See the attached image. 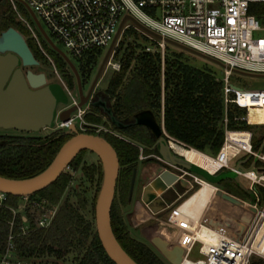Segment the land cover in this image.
<instances>
[{
	"label": "trees",
	"instance_id": "trees-1",
	"mask_svg": "<svg viewBox=\"0 0 264 264\" xmlns=\"http://www.w3.org/2000/svg\"><path fill=\"white\" fill-rule=\"evenodd\" d=\"M9 26H14L12 16L4 15L0 9V32ZM146 39L155 45L154 40L149 37ZM27 42L33 51L31 42L28 40ZM147 47V44L142 45L134 40V42H129L121 53L120 47L114 52V57L120 62V69L114 70L106 92L117 101L121 108L128 113L142 108H149L156 112L162 108L167 133L190 147L213 156L218 155L224 143L226 129L251 131L253 149L264 153V131H262L264 123H248L245 119H241L247 114L245 108L233 103H225L222 76L206 66L196 67L190 64L182 54L170 51L167 47L164 57L159 48L149 50ZM35 57L40 60L36 55ZM58 66L61 69L62 66ZM131 67L133 68L128 76L127 73ZM87 76L89 78L90 73ZM65 80L67 85L73 88L74 78L66 75ZM126 81L140 83L136 97H127L124 88ZM87 120L95 123L100 121L94 115H88ZM258 131L259 134H257ZM68 137L69 134L60 131L45 135L1 133L0 175L10 178H26L38 174L49 165ZM117 148L118 151L120 148L124 152L128 151L124 155L125 159L134 158L135 152L128 144L120 142L116 145V151ZM82 153L83 150L78 154ZM82 158L83 154L79 158H74L68 169L81 168L84 175L90 176L91 179H94L97 174L100 184L103 174L100 160L98 164L84 163L81 166ZM249 161L250 159L245 163L249 164ZM203 179L215 184L205 177ZM71 180L72 173L65 170L49 186L30 194L31 198L45 200L50 206L58 205V207L51 223L46 228H36L32 224L31 229L24 233L18 226L13 228L19 258L36 262L38 257L53 255L56 259L51 264H58V259L65 258L73 248L79 247L82 253L76 258V264H116L104 250L96 229L84 215L86 200L83 194H78L80 207L68 199L61 201ZM198 186L195 183L192 189L176 200L173 207ZM119 191L121 203H126V190L123 185ZM260 191L264 198V188L260 187ZM19 197L8 194L7 204L16 207ZM12 217L13 213L10 208H0V255L5 253L8 245V221ZM15 221L17 224L22 221L19 214L16 215ZM111 224L120 244L138 263L166 264L147 244L128 234L116 197L111 208ZM250 264H263V262L262 260L253 261Z\"/></svg>",
	"mask_w": 264,
	"mask_h": 264
},
{
	"label": "built area",
	"instance_id": "built-area-1",
	"mask_svg": "<svg viewBox=\"0 0 264 264\" xmlns=\"http://www.w3.org/2000/svg\"><path fill=\"white\" fill-rule=\"evenodd\" d=\"M10 1L39 51L51 63L53 60L36 31H41L38 23L43 29L46 26L74 58L83 60L93 58L95 49L110 46L120 26L117 39L124 30L134 26L132 22H127L131 18H125L130 16L162 36L154 37L142 30L155 41L162 57L166 49L165 38H169L223 62L224 100L226 104L233 103L246 109L247 114L241 119L251 123L250 107L264 108V89L236 88L229 82V76L234 69L264 74V35H258L264 34V8L261 6L264 0H17L24 3L34 19H37L36 29L20 15L16 0ZM114 52L112 49L105 66L110 65L114 70H119L120 62L110 61ZM54 72L58 74L56 68ZM60 82L69 97L73 89L63 78H60ZM77 100L76 95L71 103H76ZM162 127L171 142L172 136L167 133L163 123ZM229 130L241 129H226L224 143ZM249 132L251 135L248 147L236 151L219 170L235 169L230 161L241 152H245L246 157L250 155L249 159L256 157L264 162V153L253 149L252 132ZM181 143L190 147L184 142ZM224 143L218 154L221 153ZM244 168L237 172L251 181L253 201L247 205L253 218L249 223L242 221L248 225V229L240 238L216 229V240L207 242L200 237L197 230L191 228L187 220L172 218L176 205L167 218L170 227L161 230L160 234L166 241H172L182 250L177 264H250L253 254L258 253L251 238L264 220V203L261 205L263 196L256 187L258 185L264 188V165L252 164ZM199 177L198 174L191 173L189 187L180 197L192 189L195 183L199 185ZM20 197L23 201L16 207H11L7 204L8 193L0 190V208H10L13 213L12 219L8 221V245L5 253L0 255V264H31L30 261L19 258L13 228L18 226L22 233L29 231L32 224L36 228H46L56 213L53 212V217L47 218L46 212L52 211L53 206L45 200L31 198L30 195ZM17 214L22 219L18 224L15 221ZM48 219L51 220L50 223ZM202 222L204 223L203 218Z\"/></svg>",
	"mask_w": 264,
	"mask_h": 264
},
{
	"label": "water",
	"instance_id": "water-1",
	"mask_svg": "<svg viewBox=\"0 0 264 264\" xmlns=\"http://www.w3.org/2000/svg\"><path fill=\"white\" fill-rule=\"evenodd\" d=\"M127 17L131 18V20L146 33L154 37H162L159 33L146 27L137 19L130 16H126L125 18ZM38 25L41 32L46 36L52 46L61 52L73 71L77 82L80 101L57 114L58 104L62 102L65 103L68 100L64 87L58 82L49 81L44 71L35 72L30 68L25 72L23 71L22 67L38 65L39 61L31 50L25 35L14 26H9L0 32V127L25 131H38L42 128L52 127L56 117H58L62 122L61 127L68 126L75 134L60 146L49 165L38 174L26 178H10L0 175V190L15 196L30 195L38 192L54 182L79 152L82 150L94 152L102 164L103 171L102 183L95 202V224L98 237L104 250L116 264H140L132 258L120 244L114 234L111 224V208L114 201L119 173V158L117 151L105 137L83 131L79 132L75 127V122L72 120L70 121V112L76 110L78 106L85 104L90 99L91 90L115 45L121 26L98 68L90 90L85 94L81 75L77 66L64 52L54 45L41 24L38 23ZM165 40L184 50L224 66L223 62L212 56L201 53L172 39L165 38ZM234 71L251 75H264L239 69H234ZM234 87L239 88V86L236 85H234ZM101 96L102 97L98 99L91 98L90 103L97 106L101 111H106L105 99L103 95ZM134 123L145 124L151 127L156 131L157 135L161 133L162 123L156 121L150 109L137 112L132 120L127 123L122 122V125ZM180 157L182 160L174 162L187 167L212 182H220L223 179L235 177L233 174L238 175V169H245L243 163L250 158V155H248L245 160H238L235 164V169H230L221 174H217L219 170L210 172L204 167L188 160L186 157L182 155ZM135 176L136 170H134L132 176L130 195L132 194ZM179 179V174L166 169L150 182V186L153 187L158 194H161L169 186L171 187L174 185Z\"/></svg>",
	"mask_w": 264,
	"mask_h": 264
},
{
	"label": "rangeland",
	"instance_id": "rangeland-1",
	"mask_svg": "<svg viewBox=\"0 0 264 264\" xmlns=\"http://www.w3.org/2000/svg\"><path fill=\"white\" fill-rule=\"evenodd\" d=\"M15 3H16L17 10L20 13V15L24 17L25 19H27L32 24V26L36 29L35 19L31 11L29 10V8L20 1L16 0ZM0 9L4 15L12 16L14 26H16L19 30L23 32L26 40L31 42L33 53L38 58H40L41 65L33 66L34 70L44 71L49 81L58 82L60 84H61L60 78H63V80L66 81L65 80L66 75H70L72 78H74L75 83H73L74 85L72 88L73 90H71L72 94L69 97L67 96L68 100L66 103H63V102L59 103L57 106V109L61 108L64 105L71 104L72 100L76 99L77 84H76L74 73L71 70L65 58L63 57V55L61 54V52H59L55 47L52 46V44L49 42V40L46 38V36L41 31L36 29L40 42L42 43L43 47L45 48V50L48 52V54L53 60V63H51L49 59H47L39 51L38 46L36 42L34 41V39L30 36L28 29L26 28L25 25H23V22L19 20V17L16 11L13 9L12 2L10 0H1ZM127 22H132L134 26L128 27L126 30L123 31L122 35L119 36V38L117 39L113 47L114 51L118 47H120V53H121L126 48L127 44L129 42H134V40H137L142 45L147 44V46L149 47V50L157 49L156 46L152 44V42H149L150 40L146 39V37H149L150 39H152L151 36L143 32L142 29L139 28L133 21L127 20ZM44 29L47 32L48 36L50 37L51 41L54 43V45L57 48H59L62 52H64L77 66L82 76L83 83H84V91H87L89 87V78H90V77L88 78L87 75L90 73V76H92L91 73H94L97 66L100 65L109 46L95 49L96 53L94 54L93 59L81 60L78 58H74L71 55V53L66 49V47L58 40V38L46 26L44 27ZM258 35H264V34L259 33ZM166 47L170 51L182 54L184 56V59L190 64L196 67L206 66L212 71H215L217 75L223 77L224 75L223 66L211 60L203 58L195 53L184 50L181 47L171 42H166ZM110 61L111 62L118 61V59H116L113 56L110 58ZM83 63H87V64H83ZM58 65L62 66L61 69ZM54 68L57 69L58 74L54 72ZM132 68L133 67H131L130 71L127 73L128 76L131 74ZM113 74H114V69L110 65L104 66L99 76V80L97 83V89L99 90L106 89V87L108 86V82ZM127 82L128 81H126V84L124 85V88L126 89L127 97L129 98L136 97V95L139 92L140 83L136 81H131V82L129 81L128 83ZM229 82L243 89H264V75H251V74L240 73L237 71H232L229 76ZM83 109L84 108H82V110ZM79 113H81V110H78L76 112V114H79ZM156 115L160 123H163L164 125L162 108L159 111L156 110ZM77 121H78L77 125L79 127L80 125L79 119ZM57 125H58V119L56 118L55 123L52 127L42 128L36 132H25L21 130H16L14 128L0 127V134L1 133L3 134L31 133L33 135L34 134L44 135L47 130H51ZM63 130L66 131L67 128H64ZM262 131H264V126L262 127ZM257 134H259V131L257 132ZM171 141H172L171 146L173 144H178L184 148L188 147V146L183 145L181 143L182 141L176 139L173 136L171 138ZM82 154H83V158L81 159V163H80L81 166L84 163H87L90 165L91 163L95 162L96 164H98L99 158L94 152L90 150H83ZM82 154H78V156L76 157L79 158ZM206 154H209V153L206 152ZM245 155H246L245 152H241L240 155H238L237 157H235L234 159L230 161V165H235L237 161L242 156H245ZM217 156H213V157H217ZM252 164L264 165V162L257 159L256 157H253L250 159L249 164L245 163L243 166L250 167ZM143 169L144 167L141 165L139 172H138V176H137L134 198L138 196L139 190L142 184L145 182V180L142 178ZM66 170H69L72 173V180L70 181L67 188L65 189L61 197V201L64 199H68L72 201L73 203H75L76 206H79L80 201L78 200V194L82 193L86 200V208L83 211L84 215L86 219L92 224L93 228L96 229L95 202H96V198H97L102 181L99 184V181L97 179V174L94 179H91L90 176L84 175L81 168H78L77 170H73L71 168L66 169ZM228 170L230 169L224 168L222 169V172L224 173V172H227ZM233 175H235V177L226 178L224 182L220 181V183H217V182H215V184L211 183L214 186V194L205 212L204 224L214 230L217 229V230L226 232L236 238H240L242 237L243 232H245L248 229L247 228L248 225L243 224L241 220L243 222L249 223L253 218L252 213L250 212V208L247 205V203H250L253 201V196H252V189L250 186L251 181L245 176L236 175V174H233ZM202 177L204 178V176ZM192 182H193V179H192ZM181 185L187 186L188 184L187 182H185L184 184H181ZM256 187L260 189V186L257 185ZM178 198L180 199L181 197L179 196ZM186 198H184L180 203H182ZM157 200L159 201L160 199H157ZM22 201H23V198L19 197L18 203ZM145 201H148V200L145 199ZM180 203L178 205H180ZM263 203H264V198H263V202L261 203V205H263ZM178 205L176 207H178ZM119 206H120V212L122 214L123 220L127 228V232L131 237L147 244L166 264H177L178 263V259H179V256L182 250L172 241H166L164 237H162V235L160 234L161 230H165L167 229V227H170L169 223L167 222V218L170 212L175 207L172 206L170 207L171 209L168 208L162 213L155 214V213L150 212L148 208L141 201H138V200L132 201L130 203H121L119 204ZM53 207L54 208H52V211L47 210L46 212L48 213L46 214L47 218L53 217L52 216L53 212L57 210L58 205L57 206L54 205ZM150 207L154 211V208L151 205ZM42 215H43V212H42ZM48 220L50 223L51 220L50 219ZM81 253H82V250L79 247L78 248L75 247L73 248L71 253L68 254L65 258L58 259V264H76L75 260L77 257L81 255ZM55 259L56 258L53 255L42 256V257H38V259H36V262H31V264L32 263L51 264V262ZM260 260H262L264 264V255L259 254V253L253 254L251 262L253 261L258 262Z\"/></svg>",
	"mask_w": 264,
	"mask_h": 264
},
{
	"label": "flooded vegetation",
	"instance_id": "flooded-vegetation-1",
	"mask_svg": "<svg viewBox=\"0 0 264 264\" xmlns=\"http://www.w3.org/2000/svg\"><path fill=\"white\" fill-rule=\"evenodd\" d=\"M38 61L39 64L34 66L41 65L40 60ZM99 66H97L94 73H91L92 76H90L89 78V87L87 91H84L85 94L90 90L93 80L96 77ZM28 68L32 69L35 72L42 71V70H34L33 66L22 67L24 72ZM98 80L99 77L91 90V94L89 96L90 99L85 104L78 106L76 110L71 111L70 118H72V121L75 122V127L77 131L79 132L83 131L91 134L101 135L105 137L113 145L115 149H116V145H118L120 142L126 143L130 147V149L135 152V155L133 156L134 158L125 159L124 155L128 151L125 150L124 152L121 150V148L118 151L117 148V155L119 158V173H118L114 198L115 197L117 198L118 203L121 204L119 189L123 185L124 190H126V203H130L132 201L138 200L141 201L148 208L150 212L155 214L162 213L163 211L172 207L175 204L176 200L179 199L178 197L181 196L188 189L191 173H195V172L188 169L187 167H184L183 165L174 162V161L178 162L182 160V158L180 157L181 156L180 154H178L171 148L170 146L171 143L166 133L164 132L163 127L161 128V133L157 135L154 129H152L151 127L145 124L134 123V124L122 125V122L127 123L128 121L132 120L137 112L149 108H142L128 113L126 110H124L117 104V101L114 98L110 97V95L106 92V89L104 90L97 89ZM82 85L84 90L83 80H82ZM100 94L103 95L105 99V103H106L105 109H107L106 111H101L97 106L90 103L91 98L98 99L102 97ZM76 95L78 97L77 102L62 106L61 108L57 109V114L62 110L68 109L74 104H77L80 101L78 89ZM82 108L84 109L82 110ZM78 110H81V113L76 114ZM151 111L153 112L156 121L160 123V121L157 118L156 112L154 110ZM88 115H94L97 118H99L100 120L99 123L88 121L87 120ZM56 118L58 119V117ZM78 119L80 124L79 127L77 125ZM61 124L62 122L58 119V125L51 130H47L45 134H50L54 131H60L61 133L69 134L68 138H70L75 134V132L69 129L68 126L61 127ZM64 128H67V130L64 131L63 130ZM21 131H25V130H21ZM25 132H36V131H25ZM141 165L144 167L142 178L145 180V182L142 184L138 196L134 198L137 176ZM69 167L70 166L65 168V170L68 169ZM166 169L174 171L175 173L179 174L180 179L171 187L169 186L161 194H158L156 190L150 186V182ZM134 170H136V176H135V182L133 185L132 194L130 195L131 181ZM221 173H223L222 169L217 172V174H221ZM224 180L225 179L221 180V182H224ZM185 182H187L188 184L187 186L181 185L184 184ZM145 199H147L148 201H145ZM157 199L160 200L158 201ZM150 205L154 208V211L150 207Z\"/></svg>",
	"mask_w": 264,
	"mask_h": 264
},
{
	"label": "bare ground",
	"instance_id": "bare-ground-1",
	"mask_svg": "<svg viewBox=\"0 0 264 264\" xmlns=\"http://www.w3.org/2000/svg\"><path fill=\"white\" fill-rule=\"evenodd\" d=\"M249 120L253 123H263L264 108L261 106H251ZM250 135L248 130H229L227 140L217 157L210 156L193 147L184 148L178 144H173L172 146L170 144V146L175 152L186 157L188 160L204 167L210 172H216L236 151L248 147ZM197 181L200 186L178 205L173 212L172 218L187 220L191 228L197 230L202 239L207 242H214L217 238L215 230L202 224V218L204 219L205 212L214 194V186L211 182L200 177ZM251 239L253 247L257 252L264 255V220Z\"/></svg>",
	"mask_w": 264,
	"mask_h": 264
},
{
	"label": "crops",
	"instance_id": "crops-1",
	"mask_svg": "<svg viewBox=\"0 0 264 264\" xmlns=\"http://www.w3.org/2000/svg\"><path fill=\"white\" fill-rule=\"evenodd\" d=\"M251 123H253V122H251ZM247 157L245 156V157H243L242 159H246ZM241 160V159H240ZM245 163H243V165H244ZM220 190V189H219ZM241 222H242V220H241ZM243 223V222H242ZM203 224V223H202Z\"/></svg>",
	"mask_w": 264,
	"mask_h": 264
}]
</instances>
